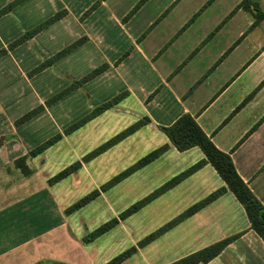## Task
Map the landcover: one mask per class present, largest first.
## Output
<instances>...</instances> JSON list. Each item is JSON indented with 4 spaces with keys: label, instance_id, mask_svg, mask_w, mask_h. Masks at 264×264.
Masks as SVG:
<instances>
[{
    "label": "crops",
    "instance_id": "1",
    "mask_svg": "<svg viewBox=\"0 0 264 264\" xmlns=\"http://www.w3.org/2000/svg\"><path fill=\"white\" fill-rule=\"evenodd\" d=\"M10 1L0 0V8ZM70 1L73 0H24L0 16L1 48L13 38L12 13L22 12L23 19L27 6L34 2L36 12L27 17L29 29L67 9L60 19L0 57V177L6 166L14 165L16 158L38 145L36 134L42 129L38 124L43 123L45 116L57 125L59 132L67 126L64 116L74 112L76 102H83L78 115H84L95 105L128 90L116 106L81 128L118 109L130 115L131 122L149 117L150 122L114 146L141 131L151 135L150 139L157 136L158 146L170 144L166 152L140 171L160 163L169 152L192 154L196 162L205 157L198 146L179 151L160 129L161 125H171L182 114L190 113L217 147L231 155L241 177L264 204V0H249L251 9L238 6L243 0H146L129 17L127 11L139 0H130L128 9L122 12L114 8L111 0H99V5L83 20L80 16L97 0L84 2L76 12ZM75 25L78 31L74 30ZM83 35L87 39L52 66L33 76L27 74ZM128 49L129 53L115 63ZM24 50L26 60L28 54H41L22 64L21 56L16 54ZM103 62L109 67L102 73L30 120L16 124L25 112ZM46 72L53 78L50 92H43L42 82L39 83ZM83 93L86 99H77ZM30 95H34L32 99ZM128 100L133 106H129ZM112 148L85 162L79 170L85 167L90 172L88 165ZM209 166L212 165L207 163L198 171ZM40 174L36 170L29 176L20 174L10 183H0V264H76L75 244L80 236L68 221L70 214H65L53 197L51 188L56 183L50 185L47 176ZM185 180L132 215L148 207L154 216L166 214L168 208H161L159 203L163 198L164 204L174 206L175 210L167 218H159L154 229L181 213L195 203L188 200V191L179 193L180 198L172 202L169 198L177 195L175 190ZM215 181L216 188L225 184L221 176L215 177ZM44 193L46 203L39 196ZM240 231L243 233L219 255L200 264H258V257L264 259V240L250 227L244 206L229 190L121 264H173ZM84 255L90 257L89 253ZM134 257L136 261L131 262Z\"/></svg>",
    "mask_w": 264,
    "mask_h": 264
},
{
    "label": "rangeland",
    "instance_id": "2",
    "mask_svg": "<svg viewBox=\"0 0 264 264\" xmlns=\"http://www.w3.org/2000/svg\"><path fill=\"white\" fill-rule=\"evenodd\" d=\"M111 1L114 4V8L120 12L125 9L127 10L128 3L130 2V0ZM139 1H136L134 4L136 5ZM84 2H88V0L70 1L75 12L79 10L78 8H81L80 6L81 4L83 5ZM132 8L127 11V14L130 13V16L132 15ZM148 9L149 8H147V10ZM26 10L27 14H31H26V16L24 15L23 19L21 18L22 12H19V15H15L13 13L11 14L13 16L11 18V33L13 35L12 40L20 36L21 32H24L27 27H30L31 23L28 21V18H31L36 12V5L34 2H31L27 6ZM142 15L143 14H140V17ZM36 17L37 15L34 16V18ZM74 30L78 31L76 25L74 26ZM31 45L34 47V44ZM38 54L35 55L40 56L41 53L39 55ZM18 55L22 58V64L26 63L32 58H35V55L32 56L31 54H28V59L26 60L24 57L25 50L16 54V56ZM10 60L11 59L8 61ZM77 64H80V62ZM40 81L42 82L40 86L43 88V90L42 88L41 90L43 92H50L51 88L53 87V78L50 77V74H48V72L44 73L42 78H39V83ZM34 82L35 84H39L36 83V81ZM56 87L57 86H55V88ZM33 96L34 95H30L29 97L31 98ZM81 98L86 99V93H83L81 96H77V99ZM127 103L129 106H133L129 100ZM64 104L66 105V103ZM75 105H77V107L76 109L74 108V112L72 114L70 113L69 117L66 115L64 116L66 120L64 121V124L66 123L67 126L74 120L78 119V117L82 116L78 115V111L84 106L83 102H76ZM118 111L124 113H120ZM125 113L126 112L124 110L119 109L116 110L115 113H105L99 119H97V121H94L90 125L76 131V133H74L72 136L67 137L62 141L59 140V143L48 148L45 153L42 154V156H38L35 160L30 158L27 161L28 165L34 171L39 170L41 176H47L48 182V178L50 176L55 175L64 167L75 162L76 160L81 159L85 154L95 149L107 139L133 124L135 121L131 122L130 115ZM42 121L43 123L38 124L40 127H42V129H40L39 133L36 134L37 138L40 140L38 144L58 133L57 125L53 124L48 119V116H45ZM150 136L151 135H148L147 132L141 131L139 134L127 139L118 146L114 147V145L110 151L90 163L88 165V168L91 170L90 172H87V170H85L86 168L83 167L78 172H75V174L56 183L51 188V192L58 205H60L62 210L65 212V209L72 205L76 200L91 192L96 187H100L104 182L111 179L114 175L134 164L142 156L153 150L154 147L160 144L159 138L156 136L155 139H150ZM194 158L195 157L192 154H178L177 152H169L160 161L161 165L160 163H157L154 166L146 167L140 171L137 170V172L135 171L134 174H131L127 178L123 179L107 191L101 192V194L96 199L84 207L72 212L70 216H68L69 218H67L68 221H70L71 227H73L72 229L74 230L75 234L80 236V238L77 237L75 244L76 249L74 253L76 254L77 259L75 261L76 264H103L130 246L137 244L139 240L154 231L155 225L157 222H159V218L164 219L167 218V216L173 214L175 207L165 205V200L163 198L159 203L161 208H168L166 214L161 212L154 216L151 213V208L148 207L142 209L140 212L135 213L128 219L122 220L119 225L115 226L112 230L107 232L98 240L96 239V241L86 243V245L82 241L86 232L95 229L97 226L107 221L111 217L115 215L117 216L129 205L152 192L157 188V186L159 187L160 184L165 183L168 179L174 176V174L176 175V173L179 171L181 172V170L183 171L194 164L196 162L193 161L195 160ZM209 167L210 168H204L198 171L197 175L193 177H187L183 184H181V186L175 190L177 195H170V201L172 202L175 199H179V193H182L185 190L188 191V200L191 202H197L203 197L207 196L214 188H216L217 183L215 181V177H220L217 176L218 174L215 170H213L214 168L212 166ZM213 171H215L216 174ZM20 174H22V172L19 168H16V166H6L3 169V174L0 177V183H10L19 177ZM38 193H42V191ZM39 196L41 197L42 203L47 202H45V199L47 198L45 193ZM139 249L140 248H138V250ZM84 252L85 254L89 253L90 257H86ZM257 259L259 262L258 264H264V259L259 257ZM133 260L135 262L136 257L130 261L132 262ZM250 264L256 263L253 262Z\"/></svg>",
    "mask_w": 264,
    "mask_h": 264
},
{
    "label": "trees",
    "instance_id": "3",
    "mask_svg": "<svg viewBox=\"0 0 264 264\" xmlns=\"http://www.w3.org/2000/svg\"><path fill=\"white\" fill-rule=\"evenodd\" d=\"M23 1L24 0L10 1L5 6L0 8V16H2L5 13L11 12L16 5L20 4ZM144 1L145 0H140L132 8L131 12L134 13ZM99 3H100L99 0L95 1L90 7H88L83 12V14L80 16V19L83 20L85 17H87L99 5ZM251 3L252 2H250L249 0H243L238 6L239 7L243 6L245 8L251 9V6H249ZM66 13H67V9H61L56 13L50 15L49 17L45 18L38 24L34 25L33 27L26 29L20 36L11 40L6 46L0 48V57L8 53L9 50H13L23 42L31 39L34 35H36L46 27L53 24L55 21L60 19ZM129 16L130 13L127 14L126 17ZM86 39H87L86 35L77 38L74 42L70 43L63 49L59 50L58 52L45 58L42 62L31 68L27 74L29 76H33L38 72L44 70L45 68L52 66V64L55 61L72 52L75 48L81 45ZM128 53H129V49L126 50L115 63H118ZM108 67L109 64L107 62H103L97 67L93 68L90 72H88L81 78L72 80V82L68 86L50 95L48 98L44 100L43 103L38 104L37 106L25 112L21 117L16 119L15 121L16 124L19 125L27 120H30L37 114L41 113L46 108V106H51L54 102L62 99L64 96L68 95L73 90L82 87L85 82L89 81L93 77L102 73ZM128 93H129L128 90H123L118 94L114 95L113 97L109 98L108 100L95 105L89 112L80 116L78 119L74 120L71 124L64 127L62 131H59L58 133L44 140L42 143L34 146L26 154L16 158L14 161V166H16V168H19L24 176H29L31 173L34 172V170L28 165L27 162L30 157L32 158L42 154L46 149H48L49 147L56 144L59 140H61L64 135L71 134L72 132L84 126L87 122H89L93 118L99 116L106 110L113 108L123 98H125ZM151 96L152 94L149 95V98ZM148 122H150L149 117L144 116L135 123L131 124L130 126L126 127L120 132L116 133L114 136L107 139L105 142L97 146L95 149L85 154L81 159L76 160L75 162L64 167L55 175L50 176L48 178L49 184L53 185L63 180L64 178L70 176L71 174L77 172L83 166V163L88 162L91 159L98 156L99 154L105 152L106 150H108L109 148H111L112 146H114L115 144H117L127 136L131 135L138 128H140L144 124H147ZM160 129L166 133L173 146L177 148L179 151H185L194 146H198L204 152L205 157L201 160H198L197 162H195L185 170L172 176L170 179H168L165 183L154 189L152 192H150L146 196L140 198L139 200L129 205L127 208L121 211L117 216L115 215L111 217L107 221L97 226L95 229L86 232L85 235L83 236V241L85 243L93 242L103 234L112 230L122 220L126 219L127 217H129L134 212L143 208L145 205H147L149 202H151L161 194L165 193L169 189L179 184L181 181H183L185 178H187L191 174L201 169L207 163H210L216 169V171L225 181V184L214 189L207 196L203 197L199 201L188 206L177 216L170 219L165 224H163L162 226L155 229L154 231L146 235L144 238L139 240L137 244L130 246L129 248L117 254L112 259L104 262L103 264L123 263L133 254H135L138 251V248L144 247L153 240L157 239L163 233L175 227L176 225H178L179 223H181L183 220L190 217L191 215L195 214L197 211L201 210L207 204L214 201L215 199H217L218 197H220L229 190L236 195L238 200L244 206L247 216L250 220V227L254 229L264 240V204L254 194V192L251 190V188L246 183V181L241 177V175L237 171V168L234 164L231 155L228 152H225L221 150L219 147H217V145L213 142L211 137L203 130V128L197 122L195 117L190 113L182 114L171 125H167V126L161 125ZM169 147L170 144L165 143L161 146L154 148L153 150L142 156L134 164L128 166L127 168L120 171L118 174L114 175L111 179L104 182L100 187H96L91 192L87 193L86 195L76 200L72 205L68 206L65 209V214L69 215L72 212L84 207L85 205L96 199L101 194V192L107 191L112 186L116 185L123 179L133 174L135 171L143 168L144 166L148 165L149 163L157 159L164 152H166L169 149ZM242 233L243 232H238L235 234L228 235L224 238H221L205 247H202L194 252H191L181 257L180 259L176 260L173 264L206 263L211 259H213L214 257H216L217 255H219L225 249L226 246H228L232 241L237 239ZM41 262L42 261H40L39 263Z\"/></svg>",
    "mask_w": 264,
    "mask_h": 264
}]
</instances>
